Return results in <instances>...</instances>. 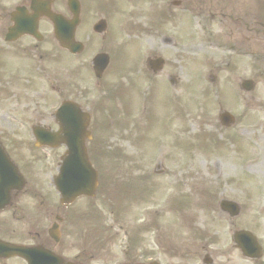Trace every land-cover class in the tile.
<instances>
[{
  "label": "rangeland",
  "instance_id": "1",
  "mask_svg": "<svg viewBox=\"0 0 264 264\" xmlns=\"http://www.w3.org/2000/svg\"><path fill=\"white\" fill-rule=\"evenodd\" d=\"M123 1L124 3L122 2L121 5L116 7L110 5L107 10L102 12L110 20L113 32L112 37L109 34L105 44L111 46V42L119 45L123 43L122 45H125V50H122L124 55L126 57L134 55L131 53L134 52L135 60L139 63L138 69H142V72L138 74V69L133 70V67L125 61L126 65H123L125 68L122 67L124 69L123 78L121 80L109 79V82L113 89L117 90L123 87L125 92L131 88L134 81L136 82L135 79H138L140 85H143L135 95H131L129 98L132 106L141 108V111L131 108L132 115L129 119L132 120V124L129 125L130 129L122 132L118 129L117 122L114 121L108 125V135L98 138L100 144L104 140L108 142L111 155L121 151L120 156L107 157V159L103 156L101 158L92 157L95 167L100 172V176L102 175V180L112 185L108 186V190L110 192L109 199L113 203L108 204L107 210L116 207L115 211L123 213L124 230L130 232L136 231L137 227H143L142 223L147 221V218L154 216L153 212L158 214L157 217H162L158 221L162 223L163 229L155 230L156 232L153 234L142 233L138 249L151 251L154 246L148 244L159 239V246L163 248L167 246L173 253L172 259L168 258L165 251L160 254L166 264L170 262L172 264H195L197 260L199 261V258L196 257L198 249L195 244L197 243L195 241L189 243L185 240L188 236L192 237L190 231L183 226L177 229L176 226L179 221L182 225L188 221L197 222L196 227L201 230L204 225L209 228L212 235L213 222H217L218 219L210 213L213 209L216 210V205L214 207V204L208 203L207 196L209 195L213 198L216 197V194L227 195L236 199L237 203L243 207V215L240 216L239 222L256 228L259 235L264 237V195L257 197L259 196L257 186L259 183L264 184V131L260 130L258 133L254 132L252 135L244 136L243 139H236V142L232 138H228L224 131H219L218 134L215 133V145L206 144L202 151L194 149L193 144H196L194 140L197 135H200L204 126L203 122L207 121V117L209 119L216 115L211 86L204 82L208 69L203 68V71L200 69V45L204 43L200 41L198 34H193V32H197V24L190 16L186 24L187 31H185V25L179 29L177 25L172 27L164 24L160 28L157 27V29L159 28L158 34L152 35L154 32L151 29L153 12L150 10L149 0ZM139 3L142 4L140 7L137 6ZM191 5L197 6L196 3L190 2L188 6L192 9ZM173 12L175 13L173 24H175L180 20L181 11L174 10ZM171 38L172 45L164 43L165 40ZM129 50L130 53H127ZM154 51H159V55L168 64L165 74L171 72L173 77L179 81L176 89L172 88L174 99L171 102L166 100L168 95L160 85L155 86V92L150 100L145 101L141 96L143 88L148 85V82L143 79V74L146 73L145 62L147 58L154 55ZM116 57L119 58V61L123 59L119 52H116ZM211 65H213L212 62H210L209 68ZM81 74L84 82L79 84L78 91L93 87L87 83L86 70H82ZM118 85L120 86L116 88ZM90 92L91 100L95 102L102 91L91 89ZM104 102L108 105L105 106ZM237 103L236 99L233 100L232 107H235ZM127 104L128 101L122 98L115 103L113 109L121 108L124 111ZM101 105L110 107L107 101L101 102ZM113 109L108 111V117H104L105 121L112 120L116 116ZM238 110L241 111V108ZM138 113L145 115L149 132L143 123L139 132L134 131L133 124L136 123V119L140 118ZM110 117L111 119H109ZM252 118L254 124L257 121L254 113ZM209 125H213V123L209 122ZM208 130L212 131V128L210 127ZM137 134H147L144 142L140 143L142 145L136 143L135 139L126 137ZM232 134L237 135V133ZM177 141L181 143V147L177 146ZM155 142L159 143L161 147L156 148ZM244 142L246 145L251 143L252 146L247 147ZM232 143H234L233 147ZM248 151L251 153L248 154ZM216 166L219 167V171ZM242 174V182H236L234 185L231 180H236L235 178ZM145 177L155 185L149 197L144 196V200L122 197L120 200L116 193L118 188L113 186L116 179L118 181L123 179L135 181ZM181 192L186 196L178 200L177 194ZM248 193L251 195L249 200L246 197ZM143 194L146 195L147 192L143 191ZM202 200L206 202H202ZM124 201L128 202L124 203ZM179 201L183 202L180 205L176 204ZM210 205L211 207H209ZM169 208L171 217H174V221L171 223L165 216ZM181 211L195 213L192 216L194 218L188 219L186 216L187 219H184ZM207 222L209 226H207ZM216 225L221 229L219 233L222 237L227 227H223L221 222ZM199 245L201 254L202 242H199ZM110 249L112 248L110 247ZM210 250H213V246Z\"/></svg>",
  "mask_w": 264,
  "mask_h": 264
},
{
  "label": "flooded vegetation",
  "instance_id": "2",
  "mask_svg": "<svg viewBox=\"0 0 264 264\" xmlns=\"http://www.w3.org/2000/svg\"><path fill=\"white\" fill-rule=\"evenodd\" d=\"M69 1L0 0V75L8 76V82L0 80V87H12L17 82L24 88L17 96L13 111L0 113V143L21 170L24 167L23 148L13 147V144L24 134L18 124L27 119L17 113H29L33 109L31 106L45 100L43 79L54 69L59 70L62 51L67 64L73 59L69 64L71 69L76 68L77 57L62 50L53 36L52 18L57 15L73 18ZM78 2L81 8L79 28L90 22L87 16L92 6L107 3L104 0ZM200 27L216 53L209 81L213 83L218 111L222 103L228 104L229 109L232 107L231 96L239 88L242 102L246 104L237 103L232 107L239 116L234 122L249 124L254 113L257 115L256 133L264 131V0H200ZM16 29H30L33 34L8 38L10 31L19 33ZM246 76L255 82L252 95L243 92L247 89ZM167 80L172 82L171 77ZM55 81L56 92H59L60 73L55 75ZM63 86L66 88L67 84ZM2 94L0 92V104L3 103ZM232 109L230 111L235 114ZM37 198L39 201L33 203L30 211L27 184L20 190L10 188L9 202L5 197L0 198L3 204L8 203L0 208V243L5 246L0 250V264H145L138 259L130 262L129 258L123 262L117 252L100 257L108 247V227L106 218L94 210L89 199L79 198L71 205L60 206L58 196L55 202L53 196ZM45 221L49 223L47 230ZM50 227L55 229L53 238L49 234ZM232 232L230 230L231 242ZM219 238H214L219 248L213 253L212 264H245L248 261L233 243L231 249L222 247L225 251L222 252ZM13 248L22 250L14 251ZM232 250L240 260L228 253Z\"/></svg>",
  "mask_w": 264,
  "mask_h": 264
},
{
  "label": "water",
  "instance_id": "3",
  "mask_svg": "<svg viewBox=\"0 0 264 264\" xmlns=\"http://www.w3.org/2000/svg\"><path fill=\"white\" fill-rule=\"evenodd\" d=\"M75 139L72 140V142H74Z\"/></svg>",
  "mask_w": 264,
  "mask_h": 264
}]
</instances>
